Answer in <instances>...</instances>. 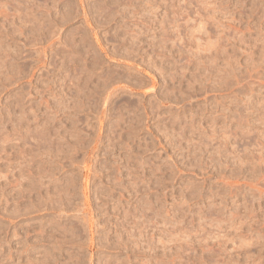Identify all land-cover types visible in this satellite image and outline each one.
<instances>
[{"label":"rangeland","instance_id":"rangeland-1","mask_svg":"<svg viewBox=\"0 0 264 264\" xmlns=\"http://www.w3.org/2000/svg\"><path fill=\"white\" fill-rule=\"evenodd\" d=\"M0 264H264V0H0Z\"/></svg>","mask_w":264,"mask_h":264}]
</instances>
